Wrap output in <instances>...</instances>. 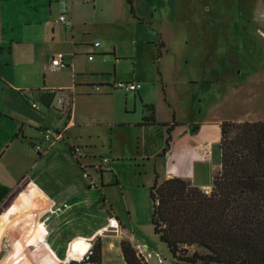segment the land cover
Masks as SVG:
<instances>
[{"label": "rangeland", "instance_id": "obj_1", "mask_svg": "<svg viewBox=\"0 0 264 264\" xmlns=\"http://www.w3.org/2000/svg\"><path fill=\"white\" fill-rule=\"evenodd\" d=\"M51 1L0 0V109L5 92L10 90L16 100L15 116L42 127L35 132L38 137L33 138L34 144L43 141L47 131L52 138L68 131L70 143L82 148L71 149L76 160L91 166L95 179L93 170L105 172L106 183L112 181L104 190L106 198L93 208L120 223V228L108 227L92 241L94 250L96 240H101V264H127L121 249L123 240L132 244L146 264H153L157 253L166 264H190L170 254L152 223L150 189L157 177L160 181L164 176V167L156 157L143 158V152L145 148L154 151L166 147L167 132L163 124L148 128L138 125L143 113L147 115L146 108L148 115L169 127L180 129L179 123L186 124L182 134L214 122H264V0H133L136 16L127 0H101L103 11L97 7L96 14L74 9L75 36L60 32V25L55 24L65 7L72 4L68 0ZM73 37L81 43L74 44ZM96 41L101 42L99 48L93 46ZM86 49L103 51L95 56L99 62L89 61ZM58 53L65 54L66 66L55 70L52 57ZM45 78L48 87L54 88L50 108L36 98ZM119 82H136L142 88L126 94L116 89ZM15 86L20 88L13 91ZM94 86L101 90L92 91ZM140 93L146 103L141 102ZM22 94L39 107L22 106ZM62 97H75L72 108L78 125H70L71 116L59 105ZM119 121L127 126L111 124ZM13 124L0 118V134L5 135V127ZM174 137H170V146ZM112 139L114 153L110 143L105 146V140ZM92 142L97 143L94 150L90 148ZM34 144L17 143L20 148L16 155L26 157L32 152L37 157ZM77 147L81 154L76 153ZM209 153L211 156L201 154L203 160L210 158L206 167H198L208 174L211 169L213 177L220 169L218 146ZM89 184L97 188L96 183ZM68 203L47 207L35 221L43 222L54 209H63ZM3 213L0 217L9 216L11 211ZM144 248L148 253L143 255L140 250ZM187 249L190 254L205 252L197 246ZM146 253L153 259L148 261ZM5 254L0 248V260ZM86 256L83 262L88 264L91 259Z\"/></svg>", "mask_w": 264, "mask_h": 264}, {"label": "trees", "instance_id": "obj_2", "mask_svg": "<svg viewBox=\"0 0 264 264\" xmlns=\"http://www.w3.org/2000/svg\"><path fill=\"white\" fill-rule=\"evenodd\" d=\"M128 4L136 16L133 0ZM144 121L155 123L151 116ZM169 146L170 136L162 155ZM218 149L220 169L208 193L188 179H155L150 189L154 232L175 259L186 263L264 264V122H223ZM191 246L205 252L190 254ZM121 249L127 264H146L129 241H121ZM89 259L102 263L100 238Z\"/></svg>", "mask_w": 264, "mask_h": 264}, {"label": "crops", "instance_id": "obj_3", "mask_svg": "<svg viewBox=\"0 0 264 264\" xmlns=\"http://www.w3.org/2000/svg\"><path fill=\"white\" fill-rule=\"evenodd\" d=\"M52 2L53 0L51 1V3ZM68 2L71 3L72 5H67L68 7L67 6L65 7V9L60 13L59 17L62 14H65L68 17L70 23L68 25L58 24L56 22L59 19L58 17L55 20V24L60 25L59 26L60 32L61 30L62 31L64 30L66 32H72L74 36H75L74 34L75 28L73 25L75 19L74 9L80 11L81 14L82 13L86 14L87 12H92L93 14H96L98 11L97 7L102 8L101 10L103 11V7H102L103 4L101 0H95L90 4L89 3L83 4L79 0H68ZM29 24L31 23L29 22ZM55 31L56 29L53 27V32ZM73 40L75 42L74 44H77V42L81 43L79 40L76 41L74 37ZM96 42H100V41H96ZM100 46H101V42H100ZM99 47H95V48H99ZM102 52L103 51H97L96 49L95 50L86 49L84 51L88 60H89V55H91L92 53L95 54L96 56ZM114 54H116V51H114ZM115 57H116L115 59L118 61L119 60L118 55H115ZM89 61L96 63L99 62V60H97L96 57L93 60H89ZM65 87L61 86L59 88H65ZM6 88L11 89V87H9L7 84H6ZM17 88L20 87L15 86V90L13 91H16ZM37 90L38 91L36 94V98L41 103H43L48 108H50L51 98L54 95V88L48 87L47 78H45V83L43 87H39ZM92 91H94V88ZM22 96L24 103L22 104V106H24L26 109H29L27 108L28 106L25 103L30 104L29 102L30 99L26 97L24 94H22ZM140 96H141L140 97L141 102L146 103V100L142 97L141 93ZM15 101L16 100L13 92H11L10 90L6 91L4 94L3 107L2 109H0V118L5 119V121H7V119L11 120L14 123L13 126L5 127L6 128L5 135L0 134V214L1 212L5 213L8 210H12V208L21 200L23 201L24 204L28 205L29 208H31L30 210H28L26 209V207H24L25 209L23 210L25 211L28 210L25 213H33L36 219V216L40 214L37 210H34L32 207H30L31 204L29 202L30 200H32V197L35 196L34 200H38V199L43 200V198L52 200L53 201L52 207H55L57 204L63 202H69L68 204L71 203L69 206L65 207L72 212V214H70V218H73V212L77 210L76 205L79 200H84L89 203L86 204L87 210H90L89 206L92 205L91 211L103 212V214L107 217V215L103 210H100L98 208L97 210H93V208L95 206H98V204L106 198L104 195V190L105 188L110 186V184H112V181H108L106 183L104 181L105 172L101 174L93 170L97 174V177L95 179V177H92V172L90 171L92 170V167L87 166V163H83V165H81V163L76 160V158L71 153V147L79 146L81 148V146L77 143L74 144L70 143V138L68 137L69 135L68 131L63 133L65 139L62 141L52 142L48 145L47 142H43V152L37 153V157L32 152H30L29 155L26 157L25 154L22 155V157L21 155H16L17 154L16 150L20 148V146H17V143H19V145H25V143H27L30 146H32V144H34L32 141L38 137L35 134V132L41 130L42 127L39 125H32V122L28 121L26 117L23 116L16 117L13 111ZM74 102H75V97H73L72 99V107ZM146 109H147V115L146 112L143 113L144 114V116L142 117L143 119L141 123L138 125V127L148 128L153 126L155 127L156 125L159 124L160 125L166 124V123H161L156 119L154 124L148 121L145 122L144 118L150 116V114L148 115L149 109L148 108ZM71 124L73 126L79 124V121H77V116L75 115L73 108H72L70 125ZM111 124H113V126L115 127L127 126L126 125L127 123L125 121L123 122L119 121L117 123H111ZM221 124L222 122H217V123L214 122L213 124L209 123L206 125L204 124L200 126V129L197 134H191L189 131H186L182 134V127L186 126V124L184 123H179V126L181 128L176 129L174 127L175 129L172 128L171 132L167 131L168 130L167 128L171 126L170 124L168 126H164V129L167 132L166 140L169 136L174 137L176 135V137H174V142H171V146L168 152L165 155H162V152L166 147H164L163 149L159 148L154 151H148L145 148L143 152V158L151 159L156 157L157 159H160L163 162L164 176L161 177L162 178L160 179L161 182L172 177H180L183 179L191 180L195 185L200 186L204 190L209 189L211 188L212 179H213V177L211 176V169L208 168L210 170V173L208 174L206 170H202L204 168L202 167L199 168L198 165L205 166L206 164L209 163L210 158H207V160H203L201 158V154L205 153L206 156H211V154L209 153V151L211 152V148H214L215 146H219L220 137H221ZM79 129H81V127ZM178 135H181L180 139H178ZM107 141L105 140L106 143L105 146H107L110 143V148L111 151L113 152V139L109 142ZM45 144L46 146H44ZM96 144H97L96 142H92L90 148H92V150L96 149L97 148ZM119 152H116L115 154ZM115 156L118 158L120 157V155H115ZM174 166L178 167L177 168L178 170L173 169ZM104 169L109 170L110 168H105L104 166ZM85 173L88 174L87 177L84 175ZM98 179H100L99 180L100 182L98 181ZM90 182L96 183L97 188H93V189L90 188L89 186ZM93 190L97 191L98 193H96ZM109 219H113V218H109ZM114 219L117 220L115 217ZM62 223L63 222H60L59 224ZM32 246L33 245H31V247ZM69 262H71V260Z\"/></svg>", "mask_w": 264, "mask_h": 264}, {"label": "bare ground", "instance_id": "obj_4", "mask_svg": "<svg viewBox=\"0 0 264 264\" xmlns=\"http://www.w3.org/2000/svg\"><path fill=\"white\" fill-rule=\"evenodd\" d=\"M34 199L35 196L29 201L30 207L39 214L53 206L50 199ZM86 204L89 203L84 200L77 202L73 218L67 215L72 214L67 208L54 209L51 215L38 223L33 213H25L31 208L20 200L10 210L9 216L0 218V248L6 252L0 264H69L70 260L86 264L83 255L92 246V241L108 227L120 228L117 220L107 218L103 212L87 210ZM24 207L28 210H23ZM48 235L52 237L42 242Z\"/></svg>", "mask_w": 264, "mask_h": 264}, {"label": "built area", "instance_id": "obj_5", "mask_svg": "<svg viewBox=\"0 0 264 264\" xmlns=\"http://www.w3.org/2000/svg\"><path fill=\"white\" fill-rule=\"evenodd\" d=\"M84 1L89 3V2H92L93 0H84ZM56 22L58 24H64V25H68L70 23L68 17L65 14H62ZM94 46L99 47L100 42H96ZM94 58H95V54L92 53L91 55H89V60H93ZM65 64H66L65 55L63 53H58L57 55L53 57L51 67L56 70V69L66 66ZM115 87L116 89H119L126 93H130V92H138L141 89L142 85L136 82H119L117 85H115ZM94 90L100 91L101 88L99 86H94ZM29 102L32 108L37 109L39 107L36 102L34 101H29ZM59 105L62 106L61 109L63 110L64 113L70 116L72 115V100L71 99L69 100L65 97H62L61 100L59 101ZM63 138H64L63 133H58L56 138H52L51 132L47 131L45 134L44 140L42 142L38 141L37 143H35L34 148L37 151V153H42L43 152V142H57V141L64 140ZM75 151L76 153L81 154L80 148L77 147ZM106 162L107 160H105V163ZM84 175L86 177L88 176L87 173H85ZM205 191L208 193V189H206ZM144 252H147V248L140 250V253L143 255H144ZM91 254H92V246L86 252L87 260H90L89 257L91 256ZM146 259L148 261L152 260L153 259L152 254L149 253ZM83 261H85V259H83ZM154 261L155 262L153 264H166L165 258H163L159 253L156 254V259ZM88 264H91V262L89 261Z\"/></svg>", "mask_w": 264, "mask_h": 264}, {"label": "water", "instance_id": "obj_6", "mask_svg": "<svg viewBox=\"0 0 264 264\" xmlns=\"http://www.w3.org/2000/svg\"><path fill=\"white\" fill-rule=\"evenodd\" d=\"M199 129H200V127L198 126V127H196V128H194L192 131H191V134H197L198 133V131H199Z\"/></svg>", "mask_w": 264, "mask_h": 264}]
</instances>
